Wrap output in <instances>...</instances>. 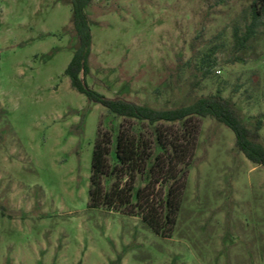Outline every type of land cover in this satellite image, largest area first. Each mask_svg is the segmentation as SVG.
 Returning a JSON list of instances; mask_svg holds the SVG:
<instances>
[{"label":"rangeland","instance_id":"1","mask_svg":"<svg viewBox=\"0 0 264 264\" xmlns=\"http://www.w3.org/2000/svg\"><path fill=\"white\" fill-rule=\"evenodd\" d=\"M254 2L92 0L84 83L155 108L219 95L248 127L264 123ZM77 43L68 0H0V264H264V168L214 119L149 125L89 101L64 74ZM120 127L150 147L134 188L163 200L167 179L180 197L164 234L141 216L88 208L97 134L113 149Z\"/></svg>","mask_w":264,"mask_h":264},{"label":"trees","instance_id":"2","mask_svg":"<svg viewBox=\"0 0 264 264\" xmlns=\"http://www.w3.org/2000/svg\"><path fill=\"white\" fill-rule=\"evenodd\" d=\"M68 2L71 11V28L78 41L64 71L72 89L83 94L89 101L100 104L116 117L140 123L146 122L149 125L160 122H184L193 117L214 119L233 133L234 147L246 160L264 168V146L260 142V131L264 123L258 119L254 121L252 127H248L241 120L236 107L219 95L198 98L174 108H155L119 98L105 99L89 89L84 83L91 46L89 20L85 8L92 0H68ZM251 11L252 26H254L264 14V0L254 2ZM246 34V38H249L252 29L249 28ZM155 139L158 144L159 136L157 135ZM111 145V135L98 132L91 154L88 208L104 209L127 216H141L142 221L155 233L164 234L165 228L170 229L174 225V218L180 207L179 195L173 191L167 179H163L167 184L163 200L156 201L152 189L144 195L143 189L134 188L136 174L145 171L150 158V147L140 135H134L120 127L113 149ZM177 162L179 163L180 160ZM152 166V164L149 166L146 178L151 174ZM111 179H114L113 184L104 187V183Z\"/></svg>","mask_w":264,"mask_h":264}]
</instances>
